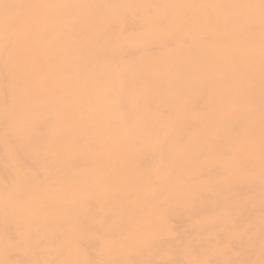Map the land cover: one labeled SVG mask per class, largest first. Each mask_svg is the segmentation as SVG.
<instances>
[{"label":"rangeland","instance_id":"374dc122","mask_svg":"<svg viewBox=\"0 0 264 264\" xmlns=\"http://www.w3.org/2000/svg\"><path fill=\"white\" fill-rule=\"evenodd\" d=\"M203 1L0 0V264H36L37 231L51 235L52 216L69 230L59 236L68 254L55 264H93L98 256L77 246L90 227L77 224L80 213L98 219L107 264L176 254L209 264L189 240H208L224 213L228 237L256 235V254L264 252V217L255 218L264 211V0H208L228 28L222 17L211 32L182 36L180 21L206 12ZM167 13L179 20L161 23ZM125 69L131 123L121 106ZM45 93L49 142L39 128ZM220 197L254 207L251 223L235 225L225 208L212 214ZM186 227L194 235L182 243ZM232 250L245 252L222 240L204 248Z\"/></svg>","mask_w":264,"mask_h":264},{"label":"bare ground","instance_id":"6f19581e","mask_svg":"<svg viewBox=\"0 0 264 264\" xmlns=\"http://www.w3.org/2000/svg\"><path fill=\"white\" fill-rule=\"evenodd\" d=\"M198 6L206 8V12H203V13L202 12H192V14L187 15L186 18L182 19L180 21V28H179L180 33H182L185 29H188V32H190L194 28L199 31V34L206 32V31L211 32L213 31L215 27H217L220 24L219 20H221L222 17H226L225 25L228 28V15L227 14H224V15L216 14L215 12L213 13V9L210 10L209 8L208 0H204L203 2L199 3ZM172 19L179 20L176 14L167 13L163 17L161 23L163 24L170 23ZM260 29L263 30L262 26L260 27ZM181 35L184 36L186 35V33H182ZM194 41H197V39L194 38ZM228 42H230V40L228 41V37H224L223 44L228 46ZM211 49L215 50L214 47H212ZM136 51L129 49L125 53V57L128 60L133 61L134 67L138 65L136 64L137 62V56H135ZM138 52L140 53V51ZM209 58H210V61L216 60V57H214L213 53L209 54ZM226 69L227 68H225V70ZM218 74L219 73H216V72H208V75L213 78L217 77ZM132 76H133V70L131 71L129 69H125L122 74V80L124 82V89L122 92L121 106L123 110L127 113V119L129 123H131L133 115L135 114L133 104H130L129 100H127V93L129 90V86L131 85ZM6 90H7V86H6ZM51 95H52L51 93L50 94L45 93L43 95V98L46 99L45 104L42 102L44 104L43 110H45V114H44V119L41 121V124L39 126V128L41 127V130L43 131L41 136L42 138L45 137L46 142H49L50 137L49 136L46 137L45 130L50 131L51 125H52L51 119L49 118V117L52 118V116L50 115L49 111L46 110L48 102H50L53 98L51 97ZM54 96L56 99L57 96L56 95ZM224 103L225 101L222 102V104ZM47 109H49V107H47ZM31 115H32V119L37 118V115H38L37 110H33ZM2 123L3 121L0 120V126L2 125ZM28 135H30L29 136L30 140H37L39 136L37 131H29ZM131 142L137 144L134 140H131ZM89 200L93 201V198H90ZM210 203L211 204L209 206L214 208L212 214L216 215L217 214L216 212L220 208H225L231 211V214H229V216H234L235 225L247 226L248 224L251 223L248 221V218L251 215L249 213V210L250 209L254 210L255 209L254 207L245 208L244 205H234V204L233 206H230L228 204L227 197L226 198L220 197L219 199L213 200ZM260 212L261 213L257 215L258 217H255V218L264 217V214H263L264 211H260ZM226 213H228V211ZM218 218L219 220L225 221L223 223V227L220 229H213L209 231L212 236L208 240L204 238L197 239L196 237L190 238L194 234L191 228H188V227H186V231L181 234L182 236L187 231H189V234L185 237L182 243L183 242L187 243V241L190 238L189 242L193 244L196 243L198 248L202 246L201 249L197 251L198 253H195L194 255L195 259L207 258L209 264H264V252L256 254V250H255L259 237H257L256 235L241 236L240 238H234L230 236L228 237V216H226L224 213L223 215L222 214L218 215ZM47 221H48L47 222L48 226L52 228L51 229L52 232H51V235H49L47 233L42 232L41 229L37 231V235H38L37 246L40 244L42 247L41 251L43 252L37 251L36 254L34 255V263L36 264H55L62 255L68 254V249L66 247L59 246V236L69 234L68 229L59 230L61 226L63 225V220L59 216H52V217H48ZM76 221H77V224L80 225L81 229H85V226L88 224L90 226L88 227V232H85L84 230L83 234L81 235V238L77 242V246L83 250L84 254L88 253L90 255L98 256L97 257L98 259L93 264L109 263L108 261L103 260L101 250H100L101 247L98 249V246L100 245L99 241L103 238L104 233L99 227V221L96 218V216L92 215L90 218H88L86 216H83L80 213L77 216ZM123 224H126V223H123ZM120 225L122 224H119L118 222H116L115 224L116 228H114L111 233H116L118 230H120ZM260 228L264 229V225L260 224V226H258V229ZM215 240H222V241L230 242L233 244V248L236 250L239 249L240 246H242V249L245 250V252H237V251L232 250L228 253V255L226 254L225 256H221L218 253H211V252L204 251L205 244L210 243L211 241H215ZM151 257L152 256H149V255L147 257L146 262L148 264H150L149 259ZM185 257H186L185 255L176 254L172 256V259L169 262H162L158 259H155V262L156 264H182L186 260ZM113 259H110V261H112Z\"/></svg>","mask_w":264,"mask_h":264}]
</instances>
